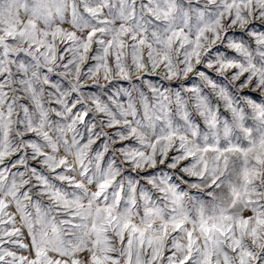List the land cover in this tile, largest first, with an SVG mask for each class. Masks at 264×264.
Instances as JSON below:
<instances>
[{
  "label": "snow or ice",
  "instance_id": "6c2138e0",
  "mask_svg": "<svg viewBox=\"0 0 264 264\" xmlns=\"http://www.w3.org/2000/svg\"><path fill=\"white\" fill-rule=\"evenodd\" d=\"M0 264H264V0H0Z\"/></svg>",
  "mask_w": 264,
  "mask_h": 264
},
{
  "label": "rangeland",
  "instance_id": "374dc122",
  "mask_svg": "<svg viewBox=\"0 0 264 264\" xmlns=\"http://www.w3.org/2000/svg\"><path fill=\"white\" fill-rule=\"evenodd\" d=\"M211 75H213V76L215 77V73H211ZM152 79H155V78H152ZM191 82H192V77H190L188 81H185L186 84H191ZM123 86L126 87V86H127V83L124 82V83H123ZM174 86H175V85H174ZM86 91H87V92H94V91H96V89H95V88H88V89H86ZM113 91H114V89H113ZM254 95H255V94H254Z\"/></svg>",
  "mask_w": 264,
  "mask_h": 264
}]
</instances>
